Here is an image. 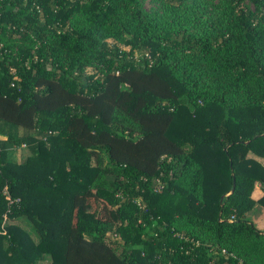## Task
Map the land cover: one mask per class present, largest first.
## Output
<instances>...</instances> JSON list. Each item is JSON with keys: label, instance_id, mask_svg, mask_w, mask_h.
I'll return each instance as SVG.
<instances>
[{"label": "trees", "instance_id": "obj_1", "mask_svg": "<svg viewBox=\"0 0 264 264\" xmlns=\"http://www.w3.org/2000/svg\"><path fill=\"white\" fill-rule=\"evenodd\" d=\"M146 1L0 0V264H264V0Z\"/></svg>", "mask_w": 264, "mask_h": 264}, {"label": "rangeland", "instance_id": "obj_2", "mask_svg": "<svg viewBox=\"0 0 264 264\" xmlns=\"http://www.w3.org/2000/svg\"><path fill=\"white\" fill-rule=\"evenodd\" d=\"M146 8H149V7H151L152 6V4L147 0L146 1ZM30 154V151L28 150V148L26 147V148H20V149H18V150H16V154H15V156H16V160H18V161H23L28 155ZM251 155H253V154H251ZM254 156V155H253ZM255 157V156H254ZM256 158V157H255ZM258 158V157H257ZM260 159H264V158H260ZM4 190L6 191V189L4 188ZM7 200H9V197H8V195H7V198H6ZM255 207V206H254ZM253 207V209L251 210V212H250V214H249V216H248V218L250 219V220H254L255 222V224H257L258 222H259V225H260V227H263V230H264V212L261 214L260 213V211H258V210H260V209H257V208H254ZM256 207H258V208H260V206H256ZM255 209H257V210H255ZM16 224H18L20 227H22V228H24V229H28L29 227H28V225L26 224V222H21V221H17V222H15ZM258 225V224H257Z\"/></svg>", "mask_w": 264, "mask_h": 264}, {"label": "crops", "instance_id": "obj_3", "mask_svg": "<svg viewBox=\"0 0 264 264\" xmlns=\"http://www.w3.org/2000/svg\"><path fill=\"white\" fill-rule=\"evenodd\" d=\"M248 157L255 159L256 161H258L259 163H261V164L264 166V159H260V158H257V157L255 158V157H254L253 155H251V154H249ZM263 195H264V191L262 190L261 185H260L259 183H256V184L254 185L253 189H252V192H251V199L254 200V201L256 202V201H258ZM256 206H257V205H255L254 208L260 209V210H258V211H260V213L262 214V213L264 212V208L261 207V206H260V208H258V207H256ZM258 206H259V205H258ZM257 209H255V210H257ZM261 210H262L263 212H262ZM250 212H251V211H250ZM250 212H248V213L246 214L247 217L249 216ZM251 222L255 225V227H256L258 230L264 232L263 227H260L259 222L257 223L258 225L254 223V222H255L254 220H251Z\"/></svg>", "mask_w": 264, "mask_h": 264}, {"label": "water", "instance_id": "obj_4", "mask_svg": "<svg viewBox=\"0 0 264 264\" xmlns=\"http://www.w3.org/2000/svg\"><path fill=\"white\" fill-rule=\"evenodd\" d=\"M233 190H234V188L232 189L231 193L233 192ZM231 193H230V194H231Z\"/></svg>", "mask_w": 264, "mask_h": 264}]
</instances>
